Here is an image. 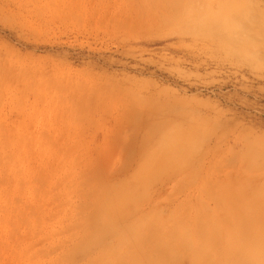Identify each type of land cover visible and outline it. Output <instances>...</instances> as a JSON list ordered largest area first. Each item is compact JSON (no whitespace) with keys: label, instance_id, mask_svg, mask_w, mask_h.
I'll return each mask as SVG.
<instances>
[{"label":"rangeland","instance_id":"1","mask_svg":"<svg viewBox=\"0 0 264 264\" xmlns=\"http://www.w3.org/2000/svg\"><path fill=\"white\" fill-rule=\"evenodd\" d=\"M138 1L0 0V264H264V0Z\"/></svg>","mask_w":264,"mask_h":264},{"label":"bare ground","instance_id":"2","mask_svg":"<svg viewBox=\"0 0 264 264\" xmlns=\"http://www.w3.org/2000/svg\"><path fill=\"white\" fill-rule=\"evenodd\" d=\"M139 1H142V0H139ZM138 1V2H139ZM147 1H149V0H147ZM146 1V2H147ZM155 1V0H154ZM160 1V0H159ZM158 1V2H159ZM165 1V0H164ZM170 1H172V0H169V2ZM176 1V0H175ZM145 2V3H146ZM152 2V1H151ZM156 2H157V0H156ZM166 2H167V0H166ZM126 3V2H125ZM140 3H143V1L142 2H140ZM160 3H162V1L160 2ZM165 3V2H164ZM164 3H163V5H164ZM171 3H173V1L171 2ZM178 3V2H177ZM153 4H156V3H153ZM167 4H169L168 2H167ZM175 4H176V2H175ZM175 4L174 5H172V8H173V6H174V8L175 7H178V6H175ZM142 6H143V4H141ZM145 5V4H144ZM146 5H147V3H146ZM162 5V6H163ZM180 5V4H179ZM153 6V5H152ZM169 6H170V4H169ZM180 7H182V6H180ZM135 8V7H134ZM165 8V7H164ZM166 8H168L167 7V5H166ZM138 9H139V7H138ZM137 10V9H136ZM178 10H179V8H178ZM133 11V10H132ZM165 11V10H164ZM175 11V10H174ZM174 11H171V12H174ZM134 12V11H133ZM148 12V11H147ZM170 12V13H171ZM181 12V11H180ZM167 13V12H166ZM146 14V13H145ZM176 14V13H175ZM137 15V14H136ZM142 16V15H141ZM148 16V15H147ZM152 17V16H151ZM175 16H173V18H174ZM130 18V17H129ZM135 18V17H134ZM143 19V18H142ZM155 19V18H154ZM137 21V20H136ZM143 21H145V20H143ZM242 21V20H241ZM168 137V136H167ZM162 143V142H161ZM164 143V142H163ZM166 147V146H165ZM170 148H171V146H170ZM169 148V149H170ZM172 152V151H171ZM169 153V152H168ZM173 154V153H172ZM166 155V154H165ZM174 159V158H173ZM125 194H127V193H125ZM123 195H124V193H123ZM119 196V195H118ZM261 196V195H260ZM114 199H116L115 201H110L109 203H108V205L103 209V210H101L100 212H99V215H100V218H97V221H95V226H97V225H99V228L101 229V230H103L104 232H106V231H108V233H107V235L109 236H106L107 237V239H110V240H112V242H114L113 240H115L118 236H120L121 234H130V233H132V231L135 229V228H133V227H135L136 226V224L137 223H135V225L134 226H131V227H123L122 225H121V223L122 222H124L127 218H126V216H127V214L126 215H124L123 213H124V210L122 211V208L123 207H121V206H123V205H125L124 204V201H125V199H124V197L123 196H119L118 198L117 197H113ZM113 199V200H114ZM117 199H118V201H117ZM128 200H130V198H128ZM128 216H130V215H128ZM127 216V217H128ZM126 218V219H125ZM124 220V221H123ZM254 220V219H253ZM139 221V220H138ZM251 223H253L252 221H251ZM256 223V222H255ZM104 224H105V226H104ZM241 225L242 224H240V226H239V228L241 229L240 230V232H242V228H241ZM247 226H248V224H246ZM249 225H250V223H249ZM252 226V225H251ZM253 226L254 227H256L255 225H254V223H253ZM246 227V226H245ZM254 227H252L251 229L252 230H250L251 232L253 231V229H254ZM109 228V229H108ZM239 228H237V234H234L233 235V238L231 239L232 241H233V243H234V245L236 244V242L237 241H239L235 246H237V249L239 250H242V252L243 253H247V252H249V250L251 249L250 247H253L254 245H255V243H256V241H252L251 243H250V241L249 242H243L244 244H242L241 242H242V240L240 239L241 237H238L239 235H238V233H240L239 232ZM247 228H249V227H247ZM249 230V229H248ZM236 231V230H235ZM251 232H249L248 233V235H250V233ZM253 232H255V229H254V231ZM236 235H237V237H236ZM254 235V234H253ZM235 236V237H234ZM251 236H252V233H251ZM238 238H239V240H238ZM234 239V240H233ZM236 239V240H235ZM220 240V239H219ZM147 241H149L148 240V238H141V237H139V238H135V239H132V240H129L128 241V243H123V244H121V245H117V246H109V247H107L108 245H105L106 246V248H104V250H103V254H105V256L108 258V260H106L105 262H106V264H148L149 262H151V263H153V264H162V263H164V261H166L165 259H164V257H163V259L164 260H162V258H158L159 260H154V259H150V257L148 258V255H147V249H149L150 247H153L154 245H156V242H148L150 245H145V243L147 242ZM221 241V240H220ZM241 241V242H240ZM246 241H248V240H246ZM111 242V241H110ZM109 244V243H108ZM162 245L163 244V250L167 253V244H165V241L163 240L162 242H160L159 244H157V245ZM208 244H209V242H208ZM239 244V245H238ZM242 244V245H241ZM222 245V244H221ZM220 245V246H221ZM234 245H227V244H225V243H223V245L221 246V253H222V257L224 258V256H226V255H228V252H230L231 251V249L233 248V247H235ZM243 245H244V248H243ZM246 245V246H245ZM262 245H264V244H262ZM90 247H93V246H90ZM209 249L210 250H213L211 247H209ZM175 250V249H174ZM191 254V253H190ZM189 254V255H190ZM225 254V255H224ZM191 256H193V255H191ZM187 257V256H186ZM96 259H98V257L96 258ZM152 260V261H151ZM221 260H223L222 258H221ZM192 261V260H191ZM105 264V263H104Z\"/></svg>","mask_w":264,"mask_h":264}]
</instances>
